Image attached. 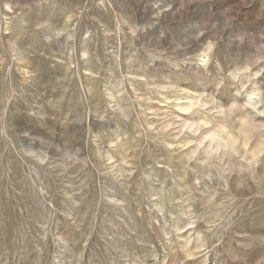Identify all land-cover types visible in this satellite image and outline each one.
Instances as JSON below:
<instances>
[{"label": "rangeland", "instance_id": "1", "mask_svg": "<svg viewBox=\"0 0 264 264\" xmlns=\"http://www.w3.org/2000/svg\"><path fill=\"white\" fill-rule=\"evenodd\" d=\"M0 264H264V0H0Z\"/></svg>", "mask_w": 264, "mask_h": 264}]
</instances>
